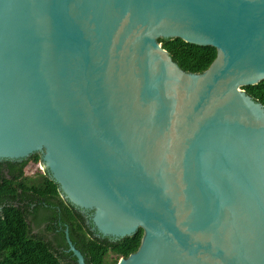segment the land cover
Returning <instances> with one entry per match:
<instances>
[{"label":"water","instance_id":"1","mask_svg":"<svg viewBox=\"0 0 264 264\" xmlns=\"http://www.w3.org/2000/svg\"><path fill=\"white\" fill-rule=\"evenodd\" d=\"M160 38L218 54L187 72ZM263 80L264 0H0V160L40 154L100 236L142 228L118 264H264Z\"/></svg>","mask_w":264,"mask_h":264},{"label":"trees","instance_id":"2","mask_svg":"<svg viewBox=\"0 0 264 264\" xmlns=\"http://www.w3.org/2000/svg\"><path fill=\"white\" fill-rule=\"evenodd\" d=\"M162 46L169 51L174 61L187 72L202 73L216 59L218 51L214 46L189 43L182 38H160ZM244 89L255 100L264 105V80ZM37 166L41 160L36 153L25 159L18 168L15 180H0V204L4 213L0 215V264H78L77 257L69 251L63 234L56 243L51 239L30 235L28 224V202L30 196L36 200L57 199L69 226L73 243L84 254L87 264H118L122 257L136 252L141 245L144 230L141 228L130 239H114L94 236L84 215L61 196L58 184L38 168V176L26 177L24 168L28 161ZM13 164V160H0ZM15 163H18L15 161ZM18 203V205L15 204Z\"/></svg>","mask_w":264,"mask_h":264},{"label":"flooded vegetation","instance_id":"3","mask_svg":"<svg viewBox=\"0 0 264 264\" xmlns=\"http://www.w3.org/2000/svg\"><path fill=\"white\" fill-rule=\"evenodd\" d=\"M24 160L25 159L13 160V164L8 162L3 163L0 169V180H2V182L5 180H15V177L18 175L19 172L18 168ZM15 161H17L18 163H15ZM40 163L41 160L39 161V165L37 166L33 161L29 160L24 168L25 176L31 178L37 177V171L39 168L40 170H42L44 175H48L51 178L47 170H45L44 168H40ZM30 166H33V168L35 166L32 173H29L28 171ZM42 198L44 200H36L35 196H30V199L32 200H29L28 202L27 218L30 227V235L43 237L44 239L48 238L53 240L54 243H56L57 239L63 236V234L66 236V230H69V226L66 223L62 211L61 202L54 198L50 200V197L48 198V200H46L44 197ZM15 204L18 205L17 202H15ZM4 206L5 205L0 204V215L4 213ZM78 210L86 218V222L91 227V230L94 232V236H100L92 222V212L82 211L80 209Z\"/></svg>","mask_w":264,"mask_h":264},{"label":"rangeland","instance_id":"4","mask_svg":"<svg viewBox=\"0 0 264 264\" xmlns=\"http://www.w3.org/2000/svg\"><path fill=\"white\" fill-rule=\"evenodd\" d=\"M31 165H32V164H31ZM34 168H35V166H34ZM34 168H33V166H30V167H29V170H28V171H29V173H32V172H33V170H34Z\"/></svg>","mask_w":264,"mask_h":264},{"label":"built area","instance_id":"5","mask_svg":"<svg viewBox=\"0 0 264 264\" xmlns=\"http://www.w3.org/2000/svg\"><path fill=\"white\" fill-rule=\"evenodd\" d=\"M40 168L43 169V165H42V163H40Z\"/></svg>","mask_w":264,"mask_h":264}]
</instances>
